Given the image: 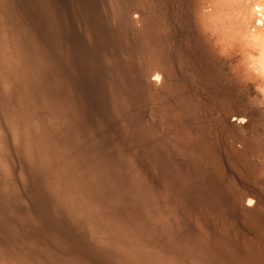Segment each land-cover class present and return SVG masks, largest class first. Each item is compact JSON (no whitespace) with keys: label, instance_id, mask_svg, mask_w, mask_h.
<instances>
[{"label":"rangeland","instance_id":"374dc122","mask_svg":"<svg viewBox=\"0 0 264 264\" xmlns=\"http://www.w3.org/2000/svg\"><path fill=\"white\" fill-rule=\"evenodd\" d=\"M227 1L0 0V14L69 106L91 193L142 216L152 248L264 264V76L225 33L245 5Z\"/></svg>","mask_w":264,"mask_h":264},{"label":"bare ground","instance_id":"6f19581e","mask_svg":"<svg viewBox=\"0 0 264 264\" xmlns=\"http://www.w3.org/2000/svg\"><path fill=\"white\" fill-rule=\"evenodd\" d=\"M241 2L245 5L232 16L235 25L225 33L233 43L257 51L251 68L264 76V0ZM2 16L0 264H179L184 259L211 264L192 247L152 248V230L142 225V216L121 209L108 195L90 192L87 170L81 174L76 166L69 106L58 101L54 85L38 77L43 67L21 51ZM213 18L206 22L211 32Z\"/></svg>","mask_w":264,"mask_h":264}]
</instances>
